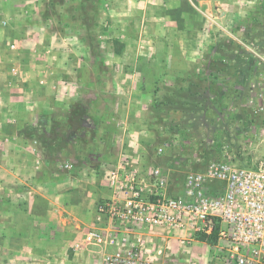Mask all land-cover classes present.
Listing matches in <instances>:
<instances>
[{
	"label": "rangeland",
	"instance_id": "1",
	"mask_svg": "<svg viewBox=\"0 0 264 264\" xmlns=\"http://www.w3.org/2000/svg\"><path fill=\"white\" fill-rule=\"evenodd\" d=\"M81 1L64 0L52 6L51 0H0V190L6 188L4 184L12 186L8 179L13 173L29 178L37 172V177L40 173L51 183L47 168L66 177L85 169L99 182L109 183L110 172L126 165L138 171L140 179H150L157 167L168 170L169 192L177 193L186 176L199 170L194 166L203 167L202 159H214L216 153L200 142H185L177 149L163 120L200 134L202 124L225 119H216L212 112L158 108L167 90L189 83L201 94L195 99L192 95L186 109H199L206 100L223 97L224 106L239 114L240 122L244 113L250 114L252 128L240 134L238 149L225 156L230 161L236 158L240 167L264 166V0H235L238 7L229 14L236 17L227 24L228 32L213 23L209 30L205 18L190 20L192 28L174 34L177 45L170 42L173 36L161 34L163 25L154 19L158 11L149 10L154 16L143 19L137 0H97V7L88 1L86 9ZM171 1L190 14L195 12L186 0ZM204 27L210 31L206 36ZM123 44L122 53L116 54ZM201 78L208 80L205 91ZM132 92L139 94L137 100L130 97ZM133 106L142 112L131 115ZM89 118L120 129L122 138L125 122L127 135H136L138 143L123 147L116 143L114 161L105 163L96 161L98 147L85 143L79 149L90 147V153L73 166L66 155L68 131L87 124ZM5 198L0 204L6 203ZM103 200H95L96 207ZM85 229L72 238L69 250ZM160 231L149 232L148 248L178 256L183 264H226L224 241L165 243Z\"/></svg>",
	"mask_w": 264,
	"mask_h": 264
},
{
	"label": "built area",
	"instance_id": "2",
	"mask_svg": "<svg viewBox=\"0 0 264 264\" xmlns=\"http://www.w3.org/2000/svg\"><path fill=\"white\" fill-rule=\"evenodd\" d=\"M72 166L66 165V169ZM114 198L96 207L97 226L73 249H105L101 264H183L148 251L151 230L182 232V245L210 236L227 244L226 264H264V166L256 169L214 160L191 172L177 193L169 192V172L160 167L150 179L120 165L109 174ZM163 256V257H162Z\"/></svg>",
	"mask_w": 264,
	"mask_h": 264
},
{
	"label": "crops",
	"instance_id": "3",
	"mask_svg": "<svg viewBox=\"0 0 264 264\" xmlns=\"http://www.w3.org/2000/svg\"><path fill=\"white\" fill-rule=\"evenodd\" d=\"M186 1L194 7V13L190 14L186 10L176 7V4L171 3V0H156V2L137 0V3L139 2L140 15H144L143 19L146 16L148 19L154 16V13L148 12L149 10L158 11L157 17L154 19L163 25L161 34L173 37L174 34H177L176 32L181 31L182 33L185 28H192L190 20L198 17L205 18V27L213 23L223 32H228L227 24L236 17L229 14L235 7H238L235 0ZM198 2L200 6L194 4ZM151 3L152 6H150ZM168 27L170 28L168 29ZM205 27L202 34L206 36L212 26H208L209 30ZM149 38L157 41V39L154 40V37ZM170 42L177 45L178 40L174 37ZM181 42L185 44L186 40L183 39ZM138 96L137 92L130 94V97H134L136 100ZM132 109L135 112H132L131 115H138L142 112L140 107L133 106ZM88 120L90 121L87 124L83 123L68 131L67 140L69 142L66 145V155L67 159L72 161L73 166L74 163L80 161L81 157L88 156L90 153L87 151L90 147L79 149L85 143L98 147L96 148L98 155L96 161L104 163L114 161L112 152L115 151L113 148L116 143L122 144V147L138 143L136 135L131 133L127 135L125 122L121 126V129L124 130L122 138L120 129L107 126L106 123L96 124L92 122L91 118ZM118 132L119 134H117ZM94 134H96L95 141ZM61 155H64L63 151H61ZM123 156L121 155V157ZM35 169L40 168L36 167ZM84 171L85 169L77 170L73 176L66 177L57 170L52 171L47 168V179L51 180V183H46L44 181L46 177L42 179L40 173L37 177V172L30 174L29 178L14 176V173L9 177L8 181L13 183L12 186L4 184L6 188L3 187L0 190L4 191L0 193V199L7 197L5 198L6 203L0 204V264H10L13 260H16L14 264H94L95 262L101 264L105 253L103 248L90 247L80 251L69 250L72 238L78 237L83 226L86 229L73 246L82 239L87 230L97 226L94 201L100 199L107 201L114 198V191L109 187L108 182L103 180L99 182V179H95L97 177L88 175ZM95 181L99 184H96ZM18 186L22 188H18ZM85 198H91L92 201L88 203L84 201ZM160 232L164 235L159 234L158 236H161L162 240H157L168 243L178 239V235H170L171 233L166 231ZM148 251L152 254L161 252L159 248L158 250L148 248ZM163 256L170 259L178 258V256L173 258L171 254Z\"/></svg>",
	"mask_w": 264,
	"mask_h": 264
},
{
	"label": "trees",
	"instance_id": "4",
	"mask_svg": "<svg viewBox=\"0 0 264 264\" xmlns=\"http://www.w3.org/2000/svg\"><path fill=\"white\" fill-rule=\"evenodd\" d=\"M85 1V2H84ZM92 2L94 6L97 7V0H83L81 1V5L84 9H86V2ZM64 0H51L52 6L62 5ZM85 6V7H84ZM97 13V11H95ZM97 25V24H96ZM243 41L246 42V40L243 38ZM125 46L124 44L120 46V48L117 50L116 54L120 55L122 51L124 50ZM202 79V78H201ZM202 87L205 85V82L208 81L207 79H202ZM202 91H205V88H202ZM201 93L196 92L193 85L189 83L186 87H181L179 89L175 90H167L166 94L163 96L162 100L158 103V108L164 109V108H170L174 110H185L189 112L193 111H204L205 113H214L213 115L217 118H225L222 122L216 121L212 124H202L201 127H199L200 134L196 133L197 131L185 127V125L178 124L176 121H170V120H163L166 124L165 131L169 133L173 138L175 142V146L177 149L180 150L182 147L180 146L183 143H202V145H207L212 147L213 151L216 153V156H214V159L216 160H228L227 156L225 154H230L235 152V149H238V138L240 134H242L246 129L252 128L253 120L250 119V114H243L242 115V121L240 122V116L236 112L231 111V109L226 106H224L223 97H219L218 100H206V104L204 103V107H200L199 109H186L187 104L189 102H192V98L199 97ZM193 97L191 98V96ZM195 96V97H194ZM215 121V118L213 119ZM222 120V119H221ZM210 137H208V134ZM200 135V136H199ZM202 136V137H201ZM200 137V138H199ZM185 147V146H183ZM193 146L188 148L193 150ZM205 149V148H203ZM238 154L236 157L240 156L239 152L236 151ZM213 158L202 159L203 164L198 167L197 165L194 166L195 170L197 171H204L208 164L212 161H214ZM208 162V163H207ZM234 164L236 163V158L232 161ZM243 166L242 164H240ZM239 166V165H238ZM245 166V165H244ZM193 168V169H194ZM218 230L217 227L212 235L210 236H204V235H198L196 240L199 242H206L211 245H216L218 243Z\"/></svg>",
	"mask_w": 264,
	"mask_h": 264
}]
</instances>
